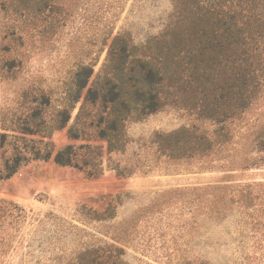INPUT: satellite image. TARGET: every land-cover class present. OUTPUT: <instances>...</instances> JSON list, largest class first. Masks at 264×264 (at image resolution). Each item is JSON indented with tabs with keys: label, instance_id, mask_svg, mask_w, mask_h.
<instances>
[{
	"label": "rangeland",
	"instance_id": "1",
	"mask_svg": "<svg viewBox=\"0 0 264 264\" xmlns=\"http://www.w3.org/2000/svg\"><path fill=\"white\" fill-rule=\"evenodd\" d=\"M174 1L0 0V138L7 136L6 156L20 145L53 149L48 159L24 161L9 178L0 173V199L21 207L0 211V264H93L101 258L264 264V151L257 146L264 137V87L229 127L228 138L219 124L182 105L130 121L122 153H108L102 141L69 138L79 105L67 127L49 137L42 130L23 132L25 126L45 129L83 65L94 68L91 83L116 36L130 33L142 43L160 33ZM182 128L208 136L215 143L211 152L190 159L164 154L155 136ZM83 143L98 145L89 154L94 166L55 161L59 148ZM4 162L0 158L5 174ZM116 165L134 173L119 175Z\"/></svg>",
	"mask_w": 264,
	"mask_h": 264
},
{
	"label": "trees",
	"instance_id": "2",
	"mask_svg": "<svg viewBox=\"0 0 264 264\" xmlns=\"http://www.w3.org/2000/svg\"><path fill=\"white\" fill-rule=\"evenodd\" d=\"M173 6L165 28L145 42H136L130 33L116 36L91 83L94 68L83 65L66 89L63 106L42 124L45 129L25 126L23 132L42 130L49 137L67 127L79 105L68 127L69 138L102 141L108 153H122L128 146L130 121L169 105H182L198 118L219 124L221 136L228 138L229 127L248 111L264 87V0H175ZM42 102L51 103L48 98ZM155 141L164 154L176 159L208 155L215 145L197 129L187 128L157 134ZM6 143L7 136L2 134V179L11 177L29 158L48 159L53 154V149L20 145L7 157ZM257 146L264 151V137ZM93 147L98 145L69 144L59 148L54 159L85 169L94 166L89 159ZM116 169L119 175L134 173L127 165H116ZM87 173L97 176L93 169ZM19 208L17 203L0 199L5 215ZM93 264L124 263L120 258H101Z\"/></svg>",
	"mask_w": 264,
	"mask_h": 264
}]
</instances>
